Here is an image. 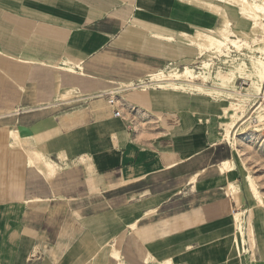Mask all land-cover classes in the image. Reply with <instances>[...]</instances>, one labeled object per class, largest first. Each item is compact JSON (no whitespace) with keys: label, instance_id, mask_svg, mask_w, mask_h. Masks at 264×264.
I'll return each mask as SVG.
<instances>
[{"label":"crops","instance_id":"obj_1","mask_svg":"<svg viewBox=\"0 0 264 264\" xmlns=\"http://www.w3.org/2000/svg\"><path fill=\"white\" fill-rule=\"evenodd\" d=\"M117 2L127 5L119 9ZM169 4L181 14H191L186 22L190 30L216 25L214 18L171 0H156L153 5L141 0H0V72L11 66L20 80H13L16 92L1 90L0 97L20 98L26 91L24 81L35 77L37 70L48 77L45 88L34 87L32 106L17 105L2 112L0 107V264H95L94 256L105 246L107 258L118 264L110 252L112 242L127 264H131L130 257L138 264H160L173 258L176 264H264V206L251 209L255 245L244 252L233 249L228 198L206 205L195 217L184 211L166 217V210L158 213L165 216L158 222L150 216L163 204L183 197L182 192L174 193L177 186L166 185L167 168L197 156L193 160L197 170L188 174L186 184L192 191L206 179L197 178L206 169L199 154L207 136L201 125L194 124L193 115L186 113L187 100L149 101L124 90L125 98L115 100L114 109L120 112L115 117L102 96H112L120 84L155 72L127 80L98 75L97 71L108 72L112 67L109 44L121 40L134 45L136 33L143 32L147 40L173 46L149 38L139 25L190 31L183 28V20L163 15L162 9ZM139 6L150 10H138ZM173 47L174 53L187 49ZM65 57L80 61L75 72L65 70ZM88 57L93 60L88 62ZM141 66L140 62L132 67ZM81 100L86 105L70 106ZM176 104L185 112L175 116L180 124L168 137L165 125L173 122L171 111ZM202 105L197 101L193 107ZM204 108L205 114L214 112L209 106ZM12 128L49 166L30 160L21 146L14 148L7 137ZM230 157H222L216 167L225 180L220 191L235 201L225 190L228 180L242 188L234 159V169L221 172L219 168ZM239 193L235 202L242 207L244 200L248 213L252 197L247 204L249 196L242 189ZM213 204L215 209L208 211ZM66 205L73 208L68 219L60 215ZM81 210L87 212L80 217ZM49 214L57 215L56 232L49 229L54 224ZM136 220L138 228L129 234L128 225ZM134 235L151 256L148 261L137 254Z\"/></svg>","mask_w":264,"mask_h":264},{"label":"bare ground","instance_id":"obj_2","mask_svg":"<svg viewBox=\"0 0 264 264\" xmlns=\"http://www.w3.org/2000/svg\"><path fill=\"white\" fill-rule=\"evenodd\" d=\"M171 1L193 12L203 13L214 18L216 25L208 29L195 27L190 31L177 32L150 25L147 27L136 26L153 40H160L176 47H184L196 53L197 57H202L198 61L199 65L192 68L191 65L197 63L194 60L193 63L190 60L178 67H171L172 64L169 63L168 67L158 69L137 82L120 84L117 92L112 91V98L116 103L117 96H121L122 99L125 98L123 88L133 89L138 86L141 87L142 91L160 88L162 91L190 93L197 96V99L202 98L206 100L211 111H219L218 122L223 129V132L219 134L220 140H227L228 143L232 144V150L239 156L237 138L245 135L248 127L251 128V132L258 134L264 129V107L262 104L258 105L257 102L261 93L260 90L264 86V0ZM243 22L247 25L240 24ZM243 49H246V52H241ZM232 51L241 52L244 57L235 58ZM222 56L227 58L223 59ZM216 60L223 61V63L228 62V64L225 68L221 66L213 68L217 63ZM64 61L66 63L65 70L69 72H75V66L79 65L80 62L78 59L73 60L68 57H65ZM240 79L247 81V86L238 91L236 83ZM247 105L255 106L254 113L256 116L244 113ZM236 126L238 128L232 137L230 129ZM7 137L13 145L21 146L30 160L49 166L47 159L38 150L28 148L27 140L23 139L16 128L9 129ZM219 168L221 172L234 169L235 163L232 156L223 159ZM245 180L258 205H263L264 196L253 187L251 174L246 173ZM225 190L227 194L235 198L240 195L238 188L230 180H228ZM227 203L228 200L223 201V205L226 207ZM244 212V209L232 212L234 219L232 243L238 252L247 251L249 247L253 249L255 245L251 220L249 218L246 221L243 218ZM138 222L139 220H136L128 225L129 234L137 230ZM133 241L136 252L141 257L138 251H141L140 248H142L143 243L139 239ZM249 241L251 245L246 247L245 245ZM110 246L112 248L110 252L119 260L118 264H127L124 258L120 257L114 242ZM172 260L174 261V258L163 260L160 264H176L172 263Z\"/></svg>","mask_w":264,"mask_h":264},{"label":"rangeland","instance_id":"obj_3","mask_svg":"<svg viewBox=\"0 0 264 264\" xmlns=\"http://www.w3.org/2000/svg\"><path fill=\"white\" fill-rule=\"evenodd\" d=\"M113 1V0H112ZM143 3L151 4L153 5L154 2L156 3V0H141ZM118 3V8L125 7L127 3H122V2H117ZM170 3V2H168ZM174 5H165V9H162L163 15L166 16H172L175 20H183L182 26L185 29H189L188 24L186 23L188 19L192 18L191 14H181L179 11L176 9H173ZM147 9L150 10L148 7L146 8L145 6H139L138 10L141 9ZM153 11V10H151ZM158 9L156 10L157 14ZM115 14V13H114ZM189 14V15H188ZM115 16V15H114ZM191 20V19H190ZM174 23V22H172ZM210 24V22H209ZM241 25H247V23L243 22L240 23ZM173 26V25H172ZM170 28V27H169ZM173 29V28H172ZM136 39L133 40L134 45H128L124 41L119 40L117 44H109L107 47H109L113 51L114 57L112 58L111 66L108 70V72H102V71H97V74L104 77V78H111L114 80L122 79V80H127V79H135L138 77V75H142L141 77L146 76V71L148 72H154L158 68H164L167 63H171V67H178L183 65L184 63L189 62L192 60L191 63L194 61L197 63H194L191 65L192 68L196 67L199 65V60L202 59V57H197V54L194 52H191L190 50H183V51H178L177 53L175 52V49H173V46L166 45V44H161V43H155L150 40H147L145 37V34L143 32H137L136 33ZM234 50V49H233ZM241 52H246V49H243ZM241 52H236L232 51V55L236 58L239 57H244ZM221 58L226 59L227 57L222 56ZM93 60V57H88L87 61L91 62ZM194 60V61H193ZM143 63V67L141 68L138 67V69L132 67L135 65H138V63ZM217 62L216 65L213 68H216L218 66H221L222 68H225L228 64L223 63V61H215ZM131 64L129 66L128 64ZM140 66V64H139ZM109 67V66H108ZM133 68V69H132ZM212 68V69H213ZM11 66H8V68H2V72H0V92L5 91H17V87L14 83L13 80L20 81L15 73L10 70ZM46 72L42 70H37L35 73V77L30 75V77H27L26 80L24 81L26 91L20 98H13V99H8L4 97H0V107L3 109L1 110L4 111V109L14 107L17 105H22V106H32L33 103L31 102L30 96L33 94V89L34 87H42L45 88L48 77L46 76ZM264 85V82H263ZM245 86H247V81L240 79L236 83L237 90L240 91L242 90ZM116 87V86H115ZM140 86L133 88H123V90L127 91L125 94L127 95H142L144 98H147V100H156V99H165L167 101H170L172 103H177V102H182L183 100H187L186 102L188 105L186 106L188 109L186 111L187 114L193 115L194 119V124L201 125L203 128V132H205L207 136V142L205 145L204 150L201 151L199 154L203 160L200 161V164L204 161L206 169L201 172L200 176L197 178H206L204 182L200 184H195L194 188L192 191H190V185L186 184L188 174L191 175L193 171L197 170V162L195 163V166H193V160L197 161V156L196 158L190 159L189 161L181 162L178 166L168 169L167 172V177L169 180L166 182L168 186H177L178 188L175 190L174 193L177 192H182V198L180 200H171L165 204H163L157 212H153L150 214V216L155 217L154 221L158 222L160 221L163 217H169V213L172 214H179L184 211V214L187 216L195 217V214L197 215L203 207L206 205L212 204V203H217L219 199L221 200L222 197L228 198L230 200V205H232L229 209V219L231 221V235L233 233V227H234V219L232 212L233 211H240L245 209L247 206H245V201H242V207H241V202L240 205L238 206L235 201H238L240 199V195L238 197H233L235 201H233L231 198L227 197L226 195L223 194V190L220 191V188L225 184L224 177L218 175L217 167L216 165L218 164L219 160L224 157L228 156L231 154L232 158L234 159L238 173L240 174V182H241V189L244 194H247L248 197V203L250 202V199L252 197V203L248 205L249 211L246 213V209L243 215V218L248 221L249 218L251 220L252 213L251 209L256 208V207H263V205H258L256 200L254 199L253 195L251 194V191L249 190L246 180H245V174L249 173L251 174L253 178V187L256 188L262 196H264V129L261 131V133H253L251 132V128H247L246 134L239 136L237 138V147L239 150V156L233 151V146L232 144L228 143L227 140H220L219 134L223 132V129L220 127L219 124V111L216 110L213 113L209 112L205 114V110H207V104L206 100L199 98L197 96H194L190 93H176V92H167V91H162L160 88L159 89H148L146 91H141ZM48 88V86H47ZM45 90H48V89ZM3 92V94H5ZM109 94V93H108ZM104 94L102 95L105 99H108L109 95ZM51 99V97H47ZM202 102L203 105L202 107L204 108L201 110L202 107L196 106L197 108L195 109L193 107V104L196 102ZM194 102V103H193ZM192 103V104H191ZM190 104V105H189ZM86 105L84 102L78 101V103H73V107H78V106H84ZM64 108L66 105H62ZM69 106V105H68ZM172 119L173 122L170 125H165L166 126V132L168 137L173 136L174 130H176V126L180 124L178 121H176L175 116L181 115V113L185 112L184 110L177 109L178 104L172 105ZM255 106L253 105H247L245 107V112L246 115H253L256 116L254 113ZM163 124V123H162ZM239 126V124H238ZM238 126L234 127L233 129H230V134H232V137L235 135V131L238 128ZM250 131V132H249ZM238 133V132H237ZM233 140V139H232ZM173 144H169V146H172ZM16 146L14 145V148ZM172 152H174L172 150ZM176 158H179L178 155L174 154ZM183 156V155H181ZM161 157V156H160ZM160 157L158 160H160ZM184 159V156H183ZM161 162L159 161L157 163V167L160 168ZM166 168V167H165ZM173 172H172V171ZM182 176V177H181ZM216 176V177H215ZM218 178V179H217ZM236 187L238 188V191L241 192V189L239 187V184H236ZM227 193V192H226ZM240 194V193H239ZM229 195V194H227ZM213 208H209L208 211L214 210V204L212 205ZM72 207L66 205L65 206V211L63 213H60V215L64 216L65 219H68V217L72 216ZM163 210H166L167 213L165 216H158V213H162ZM62 212V211H61ZM87 211H82L80 212V217L85 215ZM56 214H49V218L54 217V224L49 225L50 230H54L56 232L57 224H56ZM77 216V214H76ZM67 224V223H66ZM65 224V225H66ZM233 236V235H232ZM134 237L137 236L134 235ZM143 243V242H142ZM233 244V243H232ZM248 245H251V242L247 243L245 246L247 247ZM106 249L107 247H103L101 250L97 252V254L94 256L93 262L95 264H114L112 260H109L107 258L106 254ZM136 249V247H135ZM141 251H138V253L141 255V258L145 261H148L150 257H148V254L146 253V248L145 245L143 244L142 248H140ZM233 249L238 252V250L234 247ZM241 252V251H240ZM140 257V256H139ZM132 259L129 260L127 258L128 262L131 264H138V260L136 258L130 257ZM126 259V258H125Z\"/></svg>","mask_w":264,"mask_h":264},{"label":"built area","instance_id":"obj_4","mask_svg":"<svg viewBox=\"0 0 264 264\" xmlns=\"http://www.w3.org/2000/svg\"><path fill=\"white\" fill-rule=\"evenodd\" d=\"M260 95L258 96V99H257V102H258V105L262 104L263 107H264V86L262 87V89L260 90ZM107 104L110 108L113 109V116L115 117H119V114L120 112L116 109H114V106H115V102L112 98V96H109L108 99H107Z\"/></svg>","mask_w":264,"mask_h":264}]
</instances>
